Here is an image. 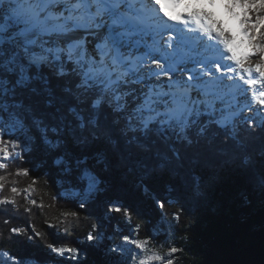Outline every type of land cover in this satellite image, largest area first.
<instances>
[{
    "label": "snow or ice",
    "instance_id": "snow-or-ice-1",
    "mask_svg": "<svg viewBox=\"0 0 264 264\" xmlns=\"http://www.w3.org/2000/svg\"><path fill=\"white\" fill-rule=\"evenodd\" d=\"M218 4L253 13L239 22L247 51L238 55L235 37L205 10ZM33 157L43 173L8 171L10 162ZM0 170V193L7 187L0 205L19 212L23 194L29 214L60 198L47 206L31 199L41 175L45 184L54 177L79 209L99 205L101 217L122 214L129 225L133 210L116 194L117 179L145 193L164 182L192 203H255L264 211V0H0ZM30 173L24 188L8 181ZM153 202L163 215L173 200ZM181 211L172 214L177 222ZM80 215L64 211L46 223L55 228ZM101 217L84 238L99 264L165 256L173 264L176 247L162 256L150 247L152 235L133 238L140 224L124 234L117 221L106 234ZM8 232L29 242L44 235L34 226V235ZM116 236L119 243H105ZM46 247L77 264L88 258L80 247ZM0 264L40 262L3 251Z\"/></svg>",
    "mask_w": 264,
    "mask_h": 264
},
{
    "label": "trees",
    "instance_id": "trees-1",
    "mask_svg": "<svg viewBox=\"0 0 264 264\" xmlns=\"http://www.w3.org/2000/svg\"><path fill=\"white\" fill-rule=\"evenodd\" d=\"M35 166V171L43 173L38 159L33 157L30 164L19 160L10 162L9 172H14L18 167ZM0 175H6L0 170ZM32 174L24 176H8V181H17L16 186L24 188L30 183ZM55 178H49L48 184L44 183L41 175L36 185V191L30 194L31 199L41 200L47 206L51 196L59 194L60 198L51 208L40 209L33 207L31 214L24 211L27 205L23 194L17 197L20 202L19 212L13 209L12 205L3 206L7 208L6 216L0 214V252L9 251L13 255H30L38 258L40 264H77L52 253L46 245L54 243L56 246L67 245L69 247H80L88 250L85 236L90 230L91 224L101 217L99 205H93L87 209H79L74 198L64 193L63 189L55 182ZM117 192L121 202L130 206L133 210L131 225L123 218L122 214H112L116 220H104L106 234H111L117 221L122 226L124 234H130L136 224L141 225L139 236L134 238L143 239L148 235L154 238L150 246L166 254L167 250L174 246L179 251L173 254V264H264V211L258 204L241 208L238 204L227 201L212 200L206 204H196L184 199L177 198L170 192L164 182L155 184L154 191L145 193L139 187L133 185L121 186L116 180ZM8 186H11L10 183ZM7 194V187L4 193ZM155 196L172 199L173 202L165 205L163 215L161 210L156 208L153 202ZM183 207V211H181ZM64 211H79L80 219L68 217L66 224L50 228L48 223H58V219H64L61 213ZM181 211L180 220L173 219V213ZM91 213L87 219L85 216ZM10 218L11 223L5 225L3 220ZM46 221L48 223H46ZM24 227L29 234L34 235L35 230L43 233L42 237H35L29 242L26 238L11 237L8 229L10 227ZM22 241V242H21ZM119 236L105 243H119ZM67 255V254H66ZM100 255L98 252L88 250V258L81 256L80 264H99ZM123 264V262H121Z\"/></svg>",
    "mask_w": 264,
    "mask_h": 264
},
{
    "label": "bare ground",
    "instance_id": "bare-ground-1",
    "mask_svg": "<svg viewBox=\"0 0 264 264\" xmlns=\"http://www.w3.org/2000/svg\"><path fill=\"white\" fill-rule=\"evenodd\" d=\"M205 10L213 13V20L219 22L220 26L226 32L231 33L235 37L236 43L239 45L238 55L242 53L246 38L242 35L241 25L239 23L240 20L236 18L237 15H231L223 4H218L215 8H206ZM241 41H243V43H241Z\"/></svg>",
    "mask_w": 264,
    "mask_h": 264
},
{
    "label": "rangeland",
    "instance_id": "rangeland-1",
    "mask_svg": "<svg viewBox=\"0 0 264 264\" xmlns=\"http://www.w3.org/2000/svg\"><path fill=\"white\" fill-rule=\"evenodd\" d=\"M231 15H237V19L238 20H242L245 18V15L247 14L249 17H251L253 15L252 12H249L246 6H241L240 4H237L232 11L230 12ZM239 17V18H238ZM248 50V46H247V40H245L244 44H243V52ZM256 57H253V60H255ZM134 238V237H133ZM132 247V246H129ZM151 247V246H150ZM160 255H163L162 253L159 252ZM169 257L165 256L164 260H153L151 261V264H166V261ZM171 259H173V263L175 258L172 256L170 257Z\"/></svg>",
    "mask_w": 264,
    "mask_h": 264
}]
</instances>
